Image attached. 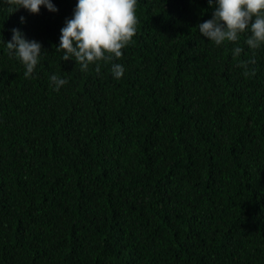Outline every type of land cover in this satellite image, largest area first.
I'll return each mask as SVG.
<instances>
[{"label":"trees","instance_id":"16d2710c","mask_svg":"<svg viewBox=\"0 0 264 264\" xmlns=\"http://www.w3.org/2000/svg\"><path fill=\"white\" fill-rule=\"evenodd\" d=\"M53 3L0 0V264H264V46L203 37L207 0H138L116 79L62 59L77 0Z\"/></svg>","mask_w":264,"mask_h":264},{"label":"clouds","instance_id":"9594fccd","mask_svg":"<svg viewBox=\"0 0 264 264\" xmlns=\"http://www.w3.org/2000/svg\"><path fill=\"white\" fill-rule=\"evenodd\" d=\"M213 8L212 18L197 25L201 35L215 45L237 42L241 33H249L245 43L253 50L264 46V0H207ZM10 14L20 8L39 14L42 7L50 12L59 9L53 0H4ZM2 6V5H0ZM138 0H77L73 15L65 20L61 28L60 42L56 51L63 52L64 61L75 60L82 72L96 65L100 73V62L111 63L123 56L138 32L139 18L136 14ZM25 23V17H20ZM11 40L5 42L9 56H15L25 66V77L30 78L39 63L43 45L29 40L19 28L11 29ZM244 51L232 49L234 57ZM244 62L241 66H246ZM124 67L111 63V73L116 79L123 77ZM59 75H51L50 84L59 91L67 84Z\"/></svg>","mask_w":264,"mask_h":264}]
</instances>
